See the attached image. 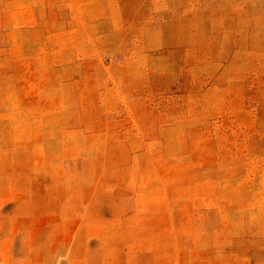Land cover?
I'll use <instances>...</instances> for the list:
<instances>
[{
	"label": "rangeland",
	"instance_id": "374dc122",
	"mask_svg": "<svg viewBox=\"0 0 264 264\" xmlns=\"http://www.w3.org/2000/svg\"><path fill=\"white\" fill-rule=\"evenodd\" d=\"M0 264H264V0H0Z\"/></svg>",
	"mask_w": 264,
	"mask_h": 264
}]
</instances>
